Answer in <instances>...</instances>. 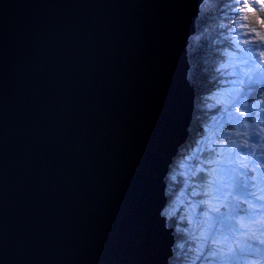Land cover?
Here are the masks:
<instances>
[{
  "label": "water",
  "instance_id": "95a60500",
  "mask_svg": "<svg viewBox=\"0 0 264 264\" xmlns=\"http://www.w3.org/2000/svg\"><path fill=\"white\" fill-rule=\"evenodd\" d=\"M205 1L0 0V264H170Z\"/></svg>",
  "mask_w": 264,
  "mask_h": 264
},
{
  "label": "snow or ice",
  "instance_id": "6c2138e0",
  "mask_svg": "<svg viewBox=\"0 0 264 264\" xmlns=\"http://www.w3.org/2000/svg\"><path fill=\"white\" fill-rule=\"evenodd\" d=\"M249 6V4H243L240 11L244 13L243 19L250 21L243 25L246 29L245 34L253 36L254 39L251 42L245 40L244 43L264 46V18L255 14L249 16ZM261 7L264 8V3ZM240 51H246V54L241 57V62L247 66V69H241L239 74L235 71L228 73V75H238V79L233 81L236 86L228 93H218L211 99H215L216 104L223 105L221 117L223 122L215 121V123L219 124L220 128H223L225 124L234 125L237 127L236 135L246 138L238 142L224 137V141L219 143L210 139L208 155L203 161L208 165L207 177L202 185L203 190L202 193L193 191V195H203L200 201V204L204 205L201 210L200 246L209 248L210 257H215L219 253L221 259L233 253L234 248L245 250L238 243L241 230L247 227L244 223L245 218L255 219L257 214L264 216V174L257 172V168L264 169V162L256 159L257 151L264 155V138L258 142H252L254 136H259L258 132L249 135L247 131H239L241 128L247 130L250 126H257L250 125L248 120H259L255 109L257 103L264 104V99L257 101L253 97L252 103L249 104L248 98L254 92H264V89L255 87L264 84V67L256 59L258 55L264 60V51H256L253 48L240 49ZM254 51L256 55H253ZM229 66L233 69L238 67L235 63L221 67ZM241 85H247V88H242ZM208 106L213 107V105ZM249 108L253 110L248 111ZM259 112H264V108H260ZM234 113L242 119H238ZM259 123H264V120H259ZM220 135L223 134L220 133ZM241 149H250V151L245 153ZM197 171H204V169L199 168ZM249 172L256 175L249 176ZM261 243L264 244V240H261Z\"/></svg>",
  "mask_w": 264,
  "mask_h": 264
},
{
  "label": "rangeland",
  "instance_id": "374dc122",
  "mask_svg": "<svg viewBox=\"0 0 264 264\" xmlns=\"http://www.w3.org/2000/svg\"><path fill=\"white\" fill-rule=\"evenodd\" d=\"M206 2V1H205ZM264 3V0H234L232 3V9L229 13V17L227 20V27L230 31H234L236 36L232 38V36L226 35L225 37L228 38L230 43H234L235 50L237 49H249L253 48L256 51H264V46H260L259 44H252L248 43L245 44L244 41H252L254 39L251 35H246V29L243 27L244 24L248 23L243 19L244 13L240 11V8L243 4H249L248 14L255 11L257 16L261 17L263 12V8L261 4ZM240 24V25H239ZM256 51L253 52V55H256ZM246 54L245 52H241L240 54H236L235 51H225L224 59L221 62V66L225 64L235 63L238 65L235 69L229 66L227 68H220L217 71H221L223 77H226L228 73L235 71L237 74L240 73L241 69H243V63L240 61L241 57ZM198 57V56H197ZM259 56L257 55L256 58ZM236 58V59H235ZM238 61V62H237ZM240 67V68H239ZM234 79V80H233ZM238 79V75H233L232 78L228 80V83L222 81L219 83V88L215 90V94L209 95L204 99H208L205 103H215V99H211V97L216 96L219 94H226L231 91L236 85H234L233 81ZM231 80V81H230ZM242 88H247V85H241ZM194 91V89H193ZM211 100V101H210ZM264 104H259V107L263 106ZM253 109H248V111H252ZM258 113L259 120H264V112H259V109H255ZM207 112L211 113L212 117L210 116V122L205 124L203 128L200 129V137L194 143V147L192 150L188 152V155H184L185 158L176 157L173 160V164L169 169L168 175L171 173V168L174 167L175 172L183 178V181L179 184H175L177 186V190L173 191L171 202L168 203L167 207L164 209V216L168 218V220H174L178 229L183 231L187 230L188 232H181L185 235V238L178 240V245L176 242V246L180 249V264H247L248 261H257L258 264H263L262 257L259 256V251H264V244L261 243V240H264V216L257 214L255 219L245 218L244 223L247 227L241 230L239 235L238 243L241 247H244L245 250H240L238 248H234L233 253L226 255L223 259L220 258L219 253L215 257H210L208 255L209 248L206 246L202 248L201 241H200V233L201 227L199 226L201 217V206L198 204L203 198H200L199 201L195 200V195H193V191L196 190L194 185H192L191 189L186 188L187 182L189 180L197 179L201 175L207 174L208 165L204 163L201 158L202 152L208 148L209 140H215L217 143L224 141V137H229L233 140L240 141L245 139V136L236 135L237 127L234 125H228L223 128L219 127V124H216L215 121H220L221 123L223 120L221 119V114L223 112V105H214L213 107L209 108ZM194 115V111H193ZM234 115L237 116L238 119H242L238 117V114ZM263 115V116H262ZM262 117V118H261ZM226 118V117H225ZM259 120L252 121L248 120L247 122L252 125L256 124V127H249L247 130L241 128L239 131L244 132L247 131L249 135L253 132H258L259 136H254L252 142H258L261 138H264V123H259ZM253 122V123H252ZM192 125V123H191ZM190 125V127H191ZM222 133L223 135H220ZM189 136H190V129H189ZM226 143V141H225ZM241 151L247 153L250 149H241ZM178 156V155H177ZM257 159L264 162V155H261L259 151H257ZM251 159V158H250ZM197 162L203 163L204 171H197L199 169ZM201 166V165H200ZM258 172L264 174V169L257 168ZM195 172V175L193 173ZM168 177V176H167ZM202 178V177H201ZM167 178L165 179L166 183ZM176 178H174V181ZM168 185V183H166ZM203 185V184H202ZM203 190V189H202ZM167 188L165 189L166 197H168ZM203 197V195H202ZM247 207V205H245ZM183 212V215H181ZM188 213V214H187ZM186 215V216H185ZM183 217V218H182ZM250 221V222H249ZM257 221H260L257 223ZM196 222V224H195ZM186 225V227H182L181 224ZM173 224V223H172ZM199 226V227H198ZM176 228V230H178ZM177 237H179V230L176 231ZM190 240V241H189ZM248 241H252L254 244H249ZM185 242V243H184ZM191 242V243H190ZM192 244V245H191ZM261 248V250H260ZM185 252V253H184ZM174 254V253H173ZM190 254V255H189ZM187 261V262H186ZM177 264V263H176ZM179 264V263H178Z\"/></svg>",
  "mask_w": 264,
  "mask_h": 264
},
{
  "label": "trees",
  "instance_id": "16d2710c",
  "mask_svg": "<svg viewBox=\"0 0 264 264\" xmlns=\"http://www.w3.org/2000/svg\"><path fill=\"white\" fill-rule=\"evenodd\" d=\"M233 1L234 0H208V2L203 4V6L201 7V12L197 19L198 22L196 21V34L190 39V44L188 47V60L190 64V71L188 72V82L195 91L194 115L191 122L192 125L190 127V136L188 137L185 144H183V146L180 148L177 158H185L184 155H188V152L195 146L194 143L202 133V131L200 132V129L203 128L206 123L208 124L210 122V116L212 117V115L200 108L199 104L201 100L205 98L206 95L215 94V90L219 88V83L223 80H226L225 78L221 79L222 77H220V74L215 73L212 69L216 62H222V60L218 57V54L223 52V50H230L229 47H224V40L222 37L225 38L226 35L234 36L233 31H230V29L227 27V20L229 17V13L233 7ZM254 14L259 15L255 11H253L249 14V16H252ZM261 18H264V8L261 14ZM248 23H250V21H248ZM200 78H202L203 80ZM253 97L257 101L261 100L262 98H264V92H254L252 96L248 98L249 104L252 103ZM204 151L206 153L200 154L201 158L199 160L204 161L205 157L208 155L207 149H205ZM196 164H198L199 168L203 167V163H200L201 166L199 165V162H197ZM175 169L176 168L174 167L171 168V173L168 175L166 180L168 184L174 182L170 185L171 189L169 188V185H167L168 203L171 202L173 191H176L178 189L177 186L175 187V184H179L183 181V178L175 172ZM174 178H176L175 181ZM193 183L194 188L196 189L195 191L200 193V185L198 180H194ZM199 195L196 196L199 197ZM168 226L173 229H178L174 220H168ZM181 226L185 227L183 223ZM185 231L179 229L180 239L185 238V235L181 233ZM177 238L178 237L176 234L175 239L178 245ZM179 251V247L175 244L173 249L174 254L172 259L170 260V264H180L182 260L180 259V256L182 253H180Z\"/></svg>",
  "mask_w": 264,
  "mask_h": 264
},
{
  "label": "bare ground",
  "instance_id": "6f19581e",
  "mask_svg": "<svg viewBox=\"0 0 264 264\" xmlns=\"http://www.w3.org/2000/svg\"><path fill=\"white\" fill-rule=\"evenodd\" d=\"M229 2V1H228ZM225 11V10H224ZM223 11V12H224ZM207 13V12H206ZM222 13V12H221ZM224 14H226V13H224ZM220 17V16H219ZM223 19V18H222ZM223 21V20H222ZM198 22V21H197ZM196 22V23H197ZM197 25V24H196ZM218 27V26H217ZM220 28V27H219ZM218 30V29H217ZM220 30V29H219ZM208 42V41H207ZM220 49V48H219ZM208 53V52H207ZM206 53V54H207ZM199 54V53H198ZM241 61V60H240ZM238 62V61H237ZM240 68V67H239ZM232 76L233 75H227L226 77H222L221 79H223V78H225L226 80H225V82H227L228 83V80L230 79V78H232ZM221 77V76H220ZM200 79H202V78H200ZM203 80V79H202ZM234 80V79H233ZM224 81V80H223ZM231 81V80H230ZM211 90V89H210ZM211 101V100H210ZM202 113V112H201ZM203 115V114H202ZM263 116V115H262ZM262 118V117H261ZM201 120V119H200ZM253 123V122H252ZM253 140V139H252ZM252 175H256V173H253V172H249V176H252ZM167 183V182H166ZM199 191H200V189H199ZM199 193V192H198ZM202 195V194H201ZM200 196V195H199ZM167 204H168V199H167V202H166V207H167ZM165 207V208H166ZM188 214V213H187ZM181 215H183V212H181ZM186 216V215H185ZM183 218V217H182ZM165 220H167V225H168V218L165 216ZM250 222V221H249ZM195 224H196V222H195ZM182 225V224H181ZM199 226L201 227V224H199ZM198 226V227H199ZM186 227V226H185ZM173 229V228H172ZM174 230V234L176 235V229H173ZM179 230V229H178ZM186 232H188L187 230H186ZM178 240H180V238L178 237L177 238ZM181 241V240H180ZM190 241V240H189ZM177 242V241H176ZM185 243V242H184ZM191 243V242H190ZM192 245V244H191ZM185 253V252H184ZM190 255V254H189ZM187 262V261H186ZM263 264H264V262H263Z\"/></svg>",
  "mask_w": 264,
  "mask_h": 264
},
{
  "label": "clouds",
  "instance_id": "9594fccd",
  "mask_svg": "<svg viewBox=\"0 0 264 264\" xmlns=\"http://www.w3.org/2000/svg\"><path fill=\"white\" fill-rule=\"evenodd\" d=\"M247 264H258L257 261H248Z\"/></svg>",
  "mask_w": 264,
  "mask_h": 264
}]
</instances>
